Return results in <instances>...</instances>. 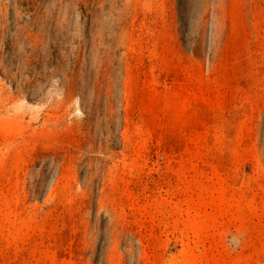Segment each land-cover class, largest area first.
<instances>
[{
	"label": "rangeland",
	"instance_id": "1",
	"mask_svg": "<svg viewBox=\"0 0 264 264\" xmlns=\"http://www.w3.org/2000/svg\"><path fill=\"white\" fill-rule=\"evenodd\" d=\"M0 264H264V0H0Z\"/></svg>",
	"mask_w": 264,
	"mask_h": 264
}]
</instances>
